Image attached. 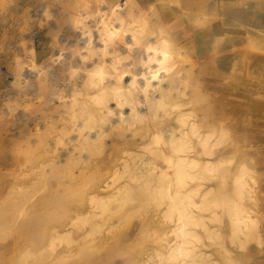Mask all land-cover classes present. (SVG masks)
<instances>
[{
    "label": "rangeland",
    "instance_id": "rangeland-1",
    "mask_svg": "<svg viewBox=\"0 0 264 264\" xmlns=\"http://www.w3.org/2000/svg\"><path fill=\"white\" fill-rule=\"evenodd\" d=\"M96 1L0 0V214L4 216L0 215V230L6 229L0 232V264L20 258L22 264H264V39L241 35L236 44L243 55L254 57L252 67L244 59L240 63L247 82L240 89L244 102L236 123L238 141H232L234 126L227 110L222 112L225 132L214 127L211 133V144L217 139L221 143H215L216 150L229 146L237 150L225 152L214 167L190 165L179 170L176 165L185 152L175 144L185 140L190 147L204 132L193 127L197 133L166 144L173 126L177 125L176 131L179 127L177 135L184 129L179 113L194 112L182 117L186 122L202 121L203 109L213 106L218 114L222 104L217 100L220 91L208 77L210 65L201 69L200 46L190 40L189 31L188 40L172 45L176 64L169 72L162 69L165 79L161 84L151 81V87L163 88L169 76H178L172 99L162 100L163 108L159 103L151 113L144 94H139L138 105L116 107L112 98L107 103L112 110L105 113L106 105L101 109V102H92L105 93L97 90L96 81L114 80L109 74L114 70L109 63L115 54L111 49L119 47L125 62L130 61L133 51L127 48L132 35L137 42L132 48L146 43L150 33L145 25L151 24V14H157L165 0L141 6L151 13H146L148 19L146 14L141 17L145 28L143 21L134 23L136 27L128 23L147 34L120 29L108 40L99 35L111 16L112 2ZM114 1L120 8L125 2L127 10L130 3L136 4ZM132 5L130 10L136 9ZM148 5L155 10L149 11ZM212 42L209 53L214 52ZM142 57L146 58L145 52ZM97 64L103 69L91 75ZM189 70L191 77L186 74ZM127 75L123 83L128 82ZM205 80L209 89L201 83ZM193 81L199 83L197 92ZM216 114L209 112L204 119L211 127L218 122ZM86 123L90 127L82 125ZM18 189L27 192L26 200ZM29 219L33 230L25 232ZM30 254L35 261L22 257Z\"/></svg>",
    "mask_w": 264,
    "mask_h": 264
},
{
    "label": "bare ground",
    "instance_id": "bare-ground-1",
    "mask_svg": "<svg viewBox=\"0 0 264 264\" xmlns=\"http://www.w3.org/2000/svg\"><path fill=\"white\" fill-rule=\"evenodd\" d=\"M108 1L112 2L110 4L111 5L110 6L111 16L104 22L103 27L101 29L103 31V33L99 35L100 37H102V35H104L107 37V38L106 37L105 38L108 40V39H112L110 37L113 34H116L118 31L122 32L123 30L124 31L130 30L131 35L135 34V33H136V35H138V33H137L138 31L140 32V31L145 30V29L141 30L142 29L141 27H144V24H146V21L144 18H146V16H147L146 19H148V14H146V13H150V12H148V11L146 12L143 9V7H141V6H143V4H146V2H150L151 0H135V1L132 0V2L136 3V4H133L136 6V9L134 8L132 10H130L131 9L130 6L132 5V3H130V6L128 7V10H127V8H125V2L123 4L124 8H120L121 5H117L114 0H108ZM239 1L240 0H165L164 2H161L162 6H160L159 10H157V14L154 13V14H156V15H154V14L150 13L151 15L154 16V19H151V21H150L151 24L145 25V27L147 26L146 28L149 29L150 34L144 33V31L140 32L141 35H142V33L147 34V35H145L146 43H144L143 45H140V43H139V47L132 48L133 43H135V45L137 43L133 39L134 35H132L133 37L132 38L130 37L131 41H130V45L127 49H129L128 51H130V49H131L133 52L132 53L130 52L131 53V55H130L131 59H130V61H127V62H125L126 60H124V59H126V57L121 56V53L118 52L119 50H116V49H119V47L116 48L113 46V48L111 49V52L115 53V54L112 55L114 57L111 59V61L109 63L114 65V66L112 65V67H113L112 69H114V70L112 72H109V74H111V76L114 78V80L112 83L108 80L107 84H101L100 82L97 83L98 81H96L97 84L95 83V85L97 87H99V88H97V90L98 89H99V91L104 90L105 93L100 95V93L98 91L96 95H98V96L100 95L99 99H97L98 97L96 98L97 100L95 98H92V99H95L96 101H99V102H96V101L94 102V100H93L92 103L95 104V103L101 102L103 104V105L101 104V106H102L101 109H104L103 106L106 105L107 111L105 113L110 112V110H112L111 108H109L110 106H107V103L109 102V100H112V98H115L117 101L116 102L114 99V101L116 103V104L114 103V105H116V107H119V106L122 107L123 105H125V103L126 104H129V103L133 104L134 103V105H138L137 101L139 100V94H144L142 98H143L144 102H146V101L148 102V103H146V105L148 106L147 108L149 109V111L151 113H156L157 105H161L159 103L163 104L162 100L167 101L168 98L172 99L173 95H171V91L176 86V84H174L176 82L175 81L176 79H174V78L178 77L176 75H174L175 76L174 78L172 77V75L169 76V78H167L168 84L165 85L163 88L161 87V85H159V84H161V81H163L165 79L164 74L166 73V71L163 74L162 69L165 68L164 70H168L174 64L173 60L175 59L174 58L175 54L173 53L174 56H172L173 55L172 54V45L178 46L176 44H178V41L181 39H183V40L187 39L188 40L186 35H189L188 34L189 31L193 32V35L190 36L191 37L190 40L194 41V44H197L200 46L198 52L200 54H202V58L200 59L202 61L199 62L198 64L201 65L200 66L201 69H202V65H205V66H207L208 64L210 65L211 71L209 72L208 77H209V79H212L211 81L214 82V84H216V85H214L215 88L218 91H220L217 100L219 103H222V104L218 103L219 104L217 107L218 114H216V111H214V109H212L213 106L212 107L210 106V109H203L202 110V116H203L202 121L193 120L192 122L191 121L186 122L187 120L186 119L183 120L182 117L185 115H190L191 113H194V112H191L189 114V112L187 113L185 111H183V112L181 111L179 113V118L177 117L179 119V121L178 120L177 121L180 122V126L184 127V129L181 128L178 135H177L176 133L179 130V127L176 131L173 128H175V126H177V125L173 126V128H171V136H170L171 141L168 140L166 144H168V143L172 144L175 141L174 139H177L180 137H182V138L185 137L184 135L186 133L194 134V133L198 132V129H201V128L204 129L203 130L204 132L202 134H197V138H196V136H194L197 141L196 142L191 141V143H193V144L190 147H189V145H187L188 141H185V140L175 144V148L177 150L185 152L183 154L184 156H182L180 158V162H179L180 164L178 163L176 165L177 169H179V170H183L184 168H188V167H190V165L194 166V167L198 166L199 169L200 168L207 169V168L211 167L212 164H214L212 166V167H214L216 165H219L216 162H218L221 159L220 157L225 152H232V151L237 150L236 146H229V147H226L223 149L216 150L215 149L216 148L215 143H217L219 139L214 141V144H211L212 141L210 140V138H212L211 133H213L214 127H217L220 131L224 130V128H223L224 120H223L222 112H223V110H227L230 114L231 119H232L229 121H230V123L233 124L232 126H234L232 141H233V143H236L238 141V137H237L238 136V131H237L238 128L236 127V123L238 120L239 108H240L241 104L244 102V98H243V95H241L240 89L246 80V79L241 77V74H240L241 64L240 63L244 59V61L247 64V67L248 68L252 67L254 64V57L252 55L247 54V53H245V55H243L242 50L239 49L236 46V44H237L238 39L241 35H245L246 37H250V38L256 37V39L260 38L261 40L264 39V14H262V12H264V11L261 12V10H264V9H261V8H264V4H262L264 2H261L259 4L258 1H260V0H256L255 4L257 6H255V4L252 3L253 1L251 2V0H250V2H249V0H242V1L248 2V4L251 3V5H254L252 8V6L250 4H249V6H250L249 7L246 4L245 5L243 4L246 2L242 3V1H240V2ZM262 1H264V0H262ZM128 2H130V1H128ZM171 2H174L175 5H171L170 4ZM239 3L241 6L243 4V6L240 7ZM75 5H76V2H75ZM133 5H132V7H134ZM245 6H247L248 8ZM69 7L71 8V6H69ZM80 7L81 6H79V8ZM152 7L149 6V8L151 9L149 11L155 10L154 7H153V9H152ZM243 7H245V8H243ZM70 8H68V9H70ZM82 9H84V8L82 7ZM70 13H72V11ZM145 14H146V16H145ZM78 15H80V14H78ZM77 17H79V16H77ZM139 17H140V20H137ZM141 17H144V18L141 19ZM259 17H260V19H257ZM78 21H77V23H78ZM130 21L133 23L132 25H134V23L137 24L138 23L137 21H139V23L142 25L141 21H143V26L139 27V25H138L137 26L138 31H136L137 28H136V30H134L133 26H130V25L128 26V23ZM134 21H136V22H134ZM139 28H141V29L139 30ZM83 29H84V26H83ZM120 29H122V31ZM100 31H99V33H100ZM97 34H98V32H97ZM136 35H135V39H136ZM148 35H150V36L154 35V37L152 39H150L149 38L150 36H148ZM142 38H143V40H141ZM106 39H105V43L112 41V40L107 41ZM141 39H140L141 41L145 40L144 37H141ZM140 40H139V42H140ZM183 40H181V41H183ZM212 40H214V41L212 42ZM248 41H251V39ZM211 42H212V46H213V50H214L213 53H209V52H211V50H210ZM251 42H253V41H251ZM111 45H112V43H111ZM250 45L252 46L253 43H250ZM260 45H261V42H260ZM109 47H110V45H109ZM253 47H252V50H253ZM106 49H108V47ZM106 52H110V51H106ZM143 52H145L146 58L142 57ZM176 52H177V50H176ZM111 54H109V55H111ZM128 54L129 53L127 52V55ZM94 55H95V53H94ZM176 55H177V53H176ZM100 57H103V54ZM130 57H128V58H130ZM104 58L105 57H103V59ZM96 63H97V61H96ZM101 66H104V65H98L97 64L96 66L93 67L94 70L96 68H98L96 71L92 72L93 69L91 68L88 72H92V73H90L91 75L93 73H98L97 71L103 69V68H101ZM174 67H172V68H174ZM169 71L170 70H168V72ZM180 71H182V70H180ZM191 71H193V70H191ZM99 72H101V71H99ZM195 72H193V73H195ZM125 74H129V76L127 75L128 76V82L123 83L122 78ZM175 74H176V72H175ZM186 74L188 76L190 74V70ZM229 74L231 76V79H226V77ZM191 75H189V76L191 77ZM203 75H204V73H202V76ZM88 76H89V74H88ZM154 79L157 80V82L155 80V83H159V84H158V86L156 84L153 87H151L152 86L151 81H153ZM180 80H182V79L180 78ZM187 80L190 81V78H188ZM177 81H179V80H177ZM139 82L142 83V86L141 85L139 86ZM246 82H247V80H246ZM39 83L42 84V82H39ZM187 83H189V82H187ZM192 83L194 85V91L197 92L196 89H198L197 85L199 83L197 84L194 81ZM201 83L208 86L207 88L209 89L210 83L207 80L202 81ZM184 84H186V83H184ZM178 87H179V85H178ZM189 87H190V85H189ZM107 88H109V89H107ZM110 88H111V90H110ZM105 90H110V92L108 93ZM175 90H173V91H175ZM155 92H159V94H156ZM154 94H156V95H154ZM195 94H198V93H195ZM199 98H201V96ZM192 100H194V99H192ZM143 101H140V102H143ZM196 102L197 101H195V103ZM83 104H86V100ZM132 104H130L131 105L130 111H132L134 108V106ZM139 104H141V103H139ZM184 104H186V103H184ZM181 105H179V106L184 107L183 104H181ZM81 106H83V105L81 104ZM161 106L163 108L164 104ZM175 106L177 107L178 104H175L174 107ZM90 107H88V108L91 111L92 108H94V107L96 108L97 106L94 105V107H92L91 109H90ZM98 107L96 108V111H94V112H97V113L100 112V115H101V110L98 109ZM82 108H84V106ZM177 108L181 109L180 107H177ZM163 110H165V108ZM85 111H87V110L85 109ZM157 111H158V109H157ZM209 112L216 114L218 117V119L216 120L218 122L215 123L213 127H211L207 123L208 122L207 119L204 121V119L208 117ZM86 113H88V112H86ZM85 115H87V117H89V114H85ZM90 115H91V113H90ZM196 115H195V118H196ZM187 117H189V116H187ZM103 118H105V117H103ZM93 119H91V120H93ZM88 122H90V120H88ZM94 123H95V121H94ZM82 125L86 126L87 123L82 124ZM185 125H187L188 127L185 128ZM84 126H82V127H84ZM87 127H90V126L87 125ZM193 127H198V129L195 131L193 129ZM84 128H86V127H84ZM80 131L82 132V129ZM223 132H225V131H223ZM226 134H227V132H226ZM186 135H188V134H186ZM221 137L222 136H220L219 138H221ZM187 138L188 137H186L184 139H187ZM83 141H85V140H83ZM218 143H220V141ZM218 143H217V145L221 144V143L220 144H218ZM87 146L88 145L86 144V147ZM190 154H192L191 157H190ZM206 156H211V157H206ZM178 176H180V174ZM176 182H178V181H176ZM239 186H240V184H239ZM12 190L16 191L15 187H12ZM22 190L23 189H18V192L22 193L20 195L27 193V192L26 193L23 192ZM8 191H9V189H8ZM20 191H22V192H20ZM15 194H18V193H15ZM10 195H13V194L11 193ZM25 196L26 195H23V197H25ZM25 200H26V197H25ZM4 203H5V201H4ZM24 206L23 207L21 206V207L24 208ZM14 208H15V206H14ZM28 208H25V209H28ZM31 208H32V206H31ZM31 208H29L28 210H32ZM21 210L22 209H20V211ZM24 211H25V213L26 212L28 213V211H26V210H24ZM32 211H29V212L31 213ZM30 213L28 214V216L30 215V217H31L33 214H30ZM0 215L2 217H4L3 213H1ZM30 217H28V218H30ZM38 218H39V216L37 217V220H38ZM37 220H35L34 222H37L36 224L38 226V225H40V222H38ZM29 221H30L31 225L28 226V229L30 226L33 225L32 224L33 222L30 219H29ZM25 222H27V224H28V221H25ZM21 226H22V224H21ZM2 227H3V225H2ZM37 228H39V227H37ZM36 229H34V232ZM1 230H2V228H1ZM1 230H0V232H3L6 229H5V227H3V231H1ZM30 230L32 231L33 229H29L27 231L24 230V231L28 232ZM2 236H4V235L2 234ZM92 251H94V250H92ZM95 251H97V250H95ZM91 253H93V252H91ZM22 254H24V253H22ZM26 254H29V253H27V251H26L25 255ZM19 256H21V255H19ZM30 256L32 257L31 254L29 256H22V257L29 259ZM33 258H35V257H32V260H33ZM26 260L27 259H23V261H26ZM13 261L16 263L17 259L11 260L10 262H12V264H13L14 263ZM33 261H35V260H33ZM17 262L21 263L22 262L21 258Z\"/></svg>",
    "mask_w": 264,
    "mask_h": 264
}]
</instances>
